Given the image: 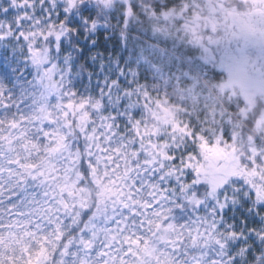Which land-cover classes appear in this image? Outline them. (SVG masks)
Masks as SVG:
<instances>
[{"label": "snow or ice", "instance_id": "obj_1", "mask_svg": "<svg viewBox=\"0 0 264 264\" xmlns=\"http://www.w3.org/2000/svg\"><path fill=\"white\" fill-rule=\"evenodd\" d=\"M0 264H264V0H0Z\"/></svg>", "mask_w": 264, "mask_h": 264}]
</instances>
